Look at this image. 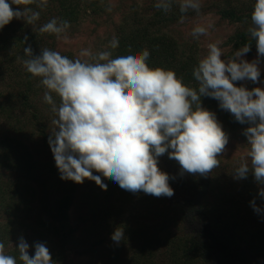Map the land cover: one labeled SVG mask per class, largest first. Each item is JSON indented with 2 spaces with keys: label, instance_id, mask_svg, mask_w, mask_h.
I'll list each match as a JSON object with an SVG mask.
<instances>
[{
  "label": "trees",
  "instance_id": "16d2710c",
  "mask_svg": "<svg viewBox=\"0 0 264 264\" xmlns=\"http://www.w3.org/2000/svg\"><path fill=\"white\" fill-rule=\"evenodd\" d=\"M155 3L151 0L138 12L133 2L115 29L119 47L107 51L115 58L125 54L129 45L134 53L147 49L150 67L173 70L187 86L195 88L192 70L199 58L192 48L168 33V26L180 20L181 13L177 7L165 13L156 9ZM254 3L221 0L215 8L222 20L239 25L226 41L230 50L227 58L245 43H251L247 55L257 50L248 34ZM28 7L40 12L39 20L28 24L13 19L0 29V242L6 254L18 256L15 247L23 237L29 245L45 243L54 264H67L73 243L82 248L76 255L85 259V264H264V198L258 195L260 186L251 173L246 179H235L233 173L247 158L244 131L250 125L237 122L213 98L201 97V103L216 114L229 136L220 165L206 176L189 174L165 153L158 158V167L169 174L174 190L170 198L142 191L134 194L101 177L106 190L92 180L85 179L82 184L66 180L58 197L40 206L34 204L33 187L41 181V167L50 174L58 169L55 161H36L32 154L35 148L24 143L33 142L38 150L53 156L48 143L53 126L45 115L51 106L43 99L45 89L39 78L31 76L23 65L28 58L24 48L30 45L35 55L48 48L77 59L57 48L55 34L41 33L39 28L53 18L76 24L87 13H103L106 5L103 0H47L42 9ZM253 200L261 213L254 211ZM77 205L82 209L81 224H90L81 230L70 221L69 211ZM118 227L124 238L114 242L111 236ZM99 228L107 230L102 239ZM105 250L107 254L98 260L91 259L93 251ZM30 254L34 249L30 248Z\"/></svg>",
  "mask_w": 264,
  "mask_h": 264
},
{
  "label": "clouds",
  "instance_id": "9594fccd",
  "mask_svg": "<svg viewBox=\"0 0 264 264\" xmlns=\"http://www.w3.org/2000/svg\"><path fill=\"white\" fill-rule=\"evenodd\" d=\"M30 5L42 9L47 0H0V29L13 19L28 24L39 20L40 12ZM154 7L165 13L177 7L183 20L190 10L199 13L201 3L156 0ZM250 19L248 34L255 42L257 59L249 62L243 58L251 50V43H245L227 59L222 58L219 42L210 43L207 54L192 70L195 88L187 86L173 70L150 67L147 49L134 53L129 45L125 54L115 58L107 50L95 56L82 50L81 56L91 58L87 61L70 59L48 48L35 55L30 45L25 47L28 58L23 65L31 76L39 78L45 89L43 99L54 113L48 143L60 178L77 184L92 180L106 190L103 177L134 194L142 191L170 198L174 190L169 174L158 167L159 157L167 153L183 172L206 176L219 167V157L229 142L216 114L202 106L201 97H209L237 122L250 125L244 131L247 158L233 173L235 179H246L251 173L260 186L258 195L264 198V88L237 86V82L257 83L260 79L264 0H255ZM69 27L67 20L53 18L39 31L59 38ZM208 27L195 26L192 37L207 35ZM118 47V39L113 38L109 48ZM94 171L100 175H93ZM251 206L261 213L255 200ZM123 238V230L116 228L111 239L120 242ZM15 248L18 256L6 254L0 242V264H54L43 242L29 245L20 237ZM30 248L34 254H30Z\"/></svg>",
  "mask_w": 264,
  "mask_h": 264
},
{
  "label": "rangeland",
  "instance_id": "374dc122",
  "mask_svg": "<svg viewBox=\"0 0 264 264\" xmlns=\"http://www.w3.org/2000/svg\"><path fill=\"white\" fill-rule=\"evenodd\" d=\"M106 5L105 11L100 14H89L81 17L78 23L70 25V27L60 35L58 38L56 36V46L62 52H70L77 59L91 61V58L88 56H81L80 53L82 50H88L95 56L100 51L108 50L109 42L114 38L115 29L119 25L122 15L128 11L129 6L136 2V10L141 12L143 6H146L151 0H103ZM221 0H200L201 9L199 13L194 11H189L184 15L183 20H180L168 26V33L173 35L174 38L184 42L192 48V50L197 54L198 58H202L207 54V46L210 43L219 42L218 46L222 50V58L227 59V54L229 53V48L226 46V41L229 36L238 28L239 25L231 24L225 20H222L216 13L215 8ZM213 4H216L213 6ZM131 12V11H130ZM197 25H203L208 27L207 35L200 36L198 39L193 38L191 35L192 29ZM244 59L249 62L257 59V50L253 55H245ZM260 68V79L257 83L245 80L239 82L243 86L247 87L249 90L254 87L264 88V57L260 58V63L258 65ZM41 85V84H40ZM44 93V92H43ZM40 99L42 100L41 94ZM45 115L48 118V121L51 126L52 120L54 119V113L46 109ZM48 123V122H46ZM54 127V126H53ZM30 148L33 149L34 159L38 162H43L44 164L51 163L54 160V157L42 150H38L33 142H25ZM228 152V151H227ZM174 168H179L176 166ZM42 175L39 174V181H36L33 187L34 191V204L43 205L47 201H50L60 195L59 190L61 186H65L67 181L60 178L59 171L54 174H50L43 167ZM37 173H40V169L37 170ZM95 174V171L93 172ZM88 181V179H86ZM47 184V186H45ZM46 196H45V195ZM70 221L72 226L77 227L78 230L83 229L86 226H89V223L81 224L79 217L82 214V209L79 208V205L75 206L69 211ZM118 223V222H117ZM111 227L110 229H112ZM206 229V227L204 228ZM101 231L100 239L104 238L103 235H106V229H97ZM73 251H69L67 254V264H82L84 262L82 257L76 255L77 250L82 249L80 246L72 244ZM129 246H125L128 249ZM101 248V246H100ZM91 259L93 261L98 260L104 254H107L106 250L104 252L94 251L91 253ZM85 264V262H84Z\"/></svg>",
  "mask_w": 264,
  "mask_h": 264
}]
</instances>
